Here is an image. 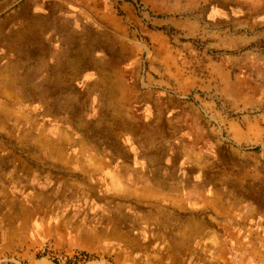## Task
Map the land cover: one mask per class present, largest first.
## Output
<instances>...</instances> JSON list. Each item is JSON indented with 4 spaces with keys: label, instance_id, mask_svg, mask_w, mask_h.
<instances>
[{
    "label": "crops",
    "instance_id": "0c3cea01",
    "mask_svg": "<svg viewBox=\"0 0 264 264\" xmlns=\"http://www.w3.org/2000/svg\"><path fill=\"white\" fill-rule=\"evenodd\" d=\"M76 1L0 0V214L16 213L10 208H15L17 195L10 190H16L18 185L22 183L25 185L26 181L31 180L29 177L32 166L41 165L42 159L45 160V164H59L66 151H73L77 154L87 153L90 160L100 158L102 164L112 165L113 162H117V158L112 157V149H121L122 153L120 150L117 159L120 166H123L122 172H125L120 177L121 189L130 192L131 196L142 198L143 214L142 221L138 219L135 224L126 225V232L121 233V242L125 241L122 245H125L126 249L122 252L126 253L128 264H264V255L260 258L254 255L256 249L253 247L259 244L255 238L243 243L244 238H238L233 232L239 229L240 223L238 221L225 223L223 220L225 214L235 220L239 211L232 203L225 207L224 183L222 180H216L214 174L221 170L216 168L217 161L209 157L208 153L211 146L217 148L220 142L219 132L216 127L205 121L203 115L210 114L217 124H222L224 115L218 111L217 102H238L241 95H247L244 100L253 101L249 94L257 92H263L264 96V88L256 90L246 81L243 83H246L248 90L241 89V76L235 72L240 66V59L235 51L239 39L234 38V33H222L225 41L215 46L224 55L218 58L221 61L207 57L200 69L177 73L175 66L172 65H167L161 70L149 67L148 73L144 76H141L138 69L128 73L123 67H109L107 64L97 69L93 62L86 64L81 62L76 40L80 33H83V36H88V33H131L127 24L133 23L137 26L135 33H145L153 37L157 35L134 17L129 5H122L121 10L125 14L117 17L111 13H104L101 0ZM96 23H99L100 29H95ZM168 50L171 52L169 47ZM136 100H139L138 104ZM187 100L192 104L183 106V109L176 108L177 102ZM96 101H100L102 105L98 110L101 114L99 118L106 117L111 128L118 130V133L113 132L105 127L104 122L103 126L96 127L97 129L102 127L103 134L106 135L103 144L98 146L89 141L90 135L95 133V129L92 130L90 126L95 127V122L86 125L84 120L96 117L94 107ZM133 103L137 107L136 111L131 108ZM202 107L206 110H201ZM47 117L56 120L58 118V123H62L61 118H68L70 127L55 128L52 131L57 136L56 140L53 137L49 138V131L40 123L41 118ZM85 125L88 126L87 130ZM114 133L118 134L119 141L113 146ZM188 133L189 138L186 137ZM85 135H88L87 138ZM33 151L36 155L40 151V161L35 159L36 157L32 158ZM222 162L223 160H220L221 164ZM26 175L28 180L24 178ZM146 189L147 191L149 189V193ZM129 229L135 230L136 233L129 232ZM233 245H241L235 249L239 251V257L229 260L227 258L229 249L226 250V247ZM241 250L244 253H240ZM134 252L141 260L133 261L131 255Z\"/></svg>",
    "mask_w": 264,
    "mask_h": 264
},
{
    "label": "rangeland",
    "instance_id": "374dc122",
    "mask_svg": "<svg viewBox=\"0 0 264 264\" xmlns=\"http://www.w3.org/2000/svg\"><path fill=\"white\" fill-rule=\"evenodd\" d=\"M101 1L104 13L117 17L125 14L121 6L129 5L134 17L157 36L135 33L137 26L133 23L127 24L131 33H88V36L80 33L77 46L80 47L81 62H93L97 69L106 64L123 67L128 73L138 69L141 76L148 73L149 67L161 70L172 65L177 73L200 69L207 57L221 61L218 58L224 55L215 46L225 41L222 33H234V38L239 39L235 51L240 66L235 72L241 76V89L248 90L244 80L252 87L256 86V90L263 89L264 0ZM98 24H95L96 30L100 29ZM245 96L241 95L238 102L216 103L218 111L224 115L222 124H217L210 114L203 115L205 121L219 132L217 148L211 146L208 153L217 161L216 168L221 170L215 173V178L224 183L225 207L232 203L239 211L236 217L234 215L235 220L226 214L223 220L225 223H240L239 229L233 232L238 238H244L243 242L255 238L259 244L253 247L257 250H254V255L260 258L264 255V96L257 92L249 94L253 101H244ZM96 102V117L85 119V124L95 122L96 126L90 128L96 131L90 135L89 141L98 146L103 144L106 135L102 127H96L103 126L104 122L109 128L110 123L106 117L99 118L101 114L98 110L102 105ZM190 103L188 100L177 102L176 108ZM135 108L134 104L132 109L136 111ZM40 121L42 127L49 131L48 137L55 140L57 136L52 130L58 127L68 129L69 124L67 118H61L63 124L51 117L41 118ZM110 129L117 132L114 127ZM112 137L114 146L119 136L114 133ZM112 154L113 159H118L120 149L113 148ZM39 155V152L37 155L32 153V158L40 161ZM61 159L62 162L55 165L45 164L42 159L41 165L32 166L31 180L26 176L28 181L25 185L22 183L16 190H10L17 195L13 208L16 213L0 214V264H128L126 253L122 252L126 249L122 245L125 241L121 242V233L126 232V225L135 224L138 219L142 221V198L131 196L130 192L121 189L120 177L125 172L121 171L120 162L116 160L112 165H104L100 158L90 160L87 153L73 151H66ZM220 160H223V165ZM47 194L48 197L45 196ZM129 232L136 233L130 229ZM239 246L226 247V250L230 248L229 260L239 257V251L235 250ZM131 256L133 261L141 260L135 252Z\"/></svg>",
    "mask_w": 264,
    "mask_h": 264
},
{
    "label": "bare ground",
    "instance_id": "6f19581e",
    "mask_svg": "<svg viewBox=\"0 0 264 264\" xmlns=\"http://www.w3.org/2000/svg\"><path fill=\"white\" fill-rule=\"evenodd\" d=\"M38 1V0H37ZM71 1V0H70ZM78 1V0H77ZM76 1V2H77ZM67 2V1H66ZM209 2V1H208ZM222 2V1H221ZM56 3V2H55ZM65 3V2H64ZM229 3V2H228ZM35 4V3H34ZM40 4V3H39ZM74 4V3H73ZM222 4V3H221ZM24 6H25V4H23ZM32 5V4H31ZM237 5V4H236ZM35 6V5H34ZM42 6V5H41ZM58 6H60V5H58ZM209 6V5H208ZM219 7V6H218ZM223 7V6H222ZM48 8V7H47ZM55 8V7H54ZM54 8H52V9H54ZM78 9V8H77ZM92 9V8H91ZM40 10V9H39ZM44 10V9H43ZM76 10V9H75ZM86 10V9H85ZM222 10V9H221ZM226 10H227V8H226ZM50 11V10H49ZM85 12V11H84ZM233 12V11H232ZM29 13V12H28ZM37 13V12H36ZM55 13V12H54ZM76 13V12H75ZM231 13V12H230ZM260 13V12H259ZM15 14V13H14ZM45 15H46V13H45ZM67 15V14H66ZM68 15H69V13H68ZM38 16V15H37ZM72 16V15H71ZM230 16V15H229ZM14 17V16H13ZM31 17V16H30ZM64 17H68V16H64ZM25 18V17H24ZM27 18V17H26ZM43 18H44V16H43ZM56 19V18H55ZM61 19V18H60ZM69 19H72V18H69ZM74 19V18H73ZM16 20V19H15ZM32 20V19H31ZM52 20V19H51ZM87 20V19H86ZM3 21V20H2ZM26 21V20H25ZM24 21V22H25ZM47 21H48V19H47ZM71 21V20H70ZM4 22V21H3ZM27 22V21H26ZM33 22V21H32ZM38 22V21H37ZM48 23V22H47ZM21 24V23H20ZM38 24V23H37ZM44 24V23H43ZM56 24V23H55ZM22 26V25H21ZM24 26H25V24H24ZM29 26V25H28ZM54 26V25H53ZM72 26V25H71ZM30 27V26H29ZM25 28V27H24ZM39 28V27H38ZM46 28V27H45ZM48 28V27H47ZM57 28V27H56ZM71 28V27H70ZM13 29V28H12ZM5 30V29H4ZM30 30V29H29ZM51 30V29H50ZM88 30V29H87ZM93 30V29H92ZM3 31V30H2ZM31 31H32V29H31ZM52 31V30H51ZM50 31V32H51ZM22 32V31H21ZM55 32V31H54ZM66 32V31H65ZM69 32V31H68ZM93 32V31H92ZM8 33V32H7ZM43 33V32H42ZM67 33V32H66ZM105 33V32H104ZM40 34V33H39ZM91 34V33H90ZM93 34V33H92ZM99 34V33H98ZM97 34V35H98ZM62 35V34H61ZM81 35V34H80ZM102 35V34H101ZM104 35V34H103ZM108 35V34H107ZM14 36V35H13ZM39 35H37V37H38ZM55 36V35H54ZM66 36V35H65ZM79 36V35H78ZM33 37V36H32ZM36 37V36H35ZM34 37V38H35ZM40 37V36H39ZM59 37V36H58ZM70 37V36H69ZM100 37V36H99ZM98 37V38H99ZM101 37H103V36H101ZM106 37V36H105ZM45 38V37H44ZM43 38V39H44ZM48 38H50V37H48ZM76 38V37H75ZM96 37H94V39H95ZM104 38V37H103ZM23 39H25V38H23ZM66 39H67V37H66ZM102 39V38H101ZM119 39V38H118ZM26 40V39H25ZM45 40V39H44ZM50 40V39H49ZM55 40V39H54ZM97 40V39H96ZM1 41V40H0ZM20 41V40H19ZM56 41V40H55ZM77 41H78V39H77ZM89 41V40H88ZM101 41V40H100ZM17 42V41H16ZM51 42V41H50ZM95 42H97V41H95ZM105 42V41H104ZM68 43V42H67ZM102 44V43H101ZM116 44V43H115ZM11 45H12V43H11ZM14 45V44H13ZM25 45V44H24ZM23 45V46H24ZM51 45V44H50ZM57 45V44H56ZM59 45H60V43H59ZM102 45H104V44H102ZM107 45H108V43H107ZM10 46V45H9ZM22 46V45H21ZM30 46V45H29ZM28 46V47H29ZM34 46V45H33ZM54 46H55V44H54ZM61 46V45H60ZM88 46V45H87ZM97 46V45H96ZM117 46V45H116ZM128 46V45H127ZM126 46V47H127ZM2 47V46H1ZM53 47V46H52ZM56 47V46H55ZM85 47V46H84ZM89 47V46H88ZM99 47V46H98ZM103 47V46H102ZM105 47V46H104ZM115 47V46H114ZM130 47V46H129ZM33 48V47H32ZM78 48H80V47H78ZM119 48H121V47H119ZM128 48V47H127ZM131 48V47H130ZM36 49V48H35ZM55 49V48H54ZM75 49V48H74ZM86 49V48H85ZM126 49V48H125ZM28 50V49H27ZM31 50V49H30ZM39 50H40V48H39ZM97 50V49H96ZM112 50V49H111ZM32 51V50H31ZM49 51V50H48ZM56 51H58V50H56ZM92 52H93V50H91ZM116 51V50H115ZM114 51V52H115ZM126 51V50H125ZM36 52H38V51H36ZM47 52V51H46ZM114 52H112V53H114ZM134 52V51H133ZM3 53V52H2ZM6 53V52H5ZM31 53H34V52H31ZM60 53V52H59ZM84 53V52H83ZM106 53V52H105ZM107 53H109V52H107ZM37 54V53H36ZM92 54V53H91ZM117 54V53H116ZM31 55V54H30ZM73 55H75V54H73ZM73 55H71V56H73ZM78 55V54H77ZM112 55V54H111ZM110 55V56H111ZM109 56V57H110ZM118 56V55H117ZM120 56V55H119ZM125 56H126V54H125ZM88 57H90V56H88ZM100 57V56H99ZM98 57V58H99ZM67 58V57H66ZM71 58V57H70ZM111 58V57H110ZM117 58V57H116ZM127 58V57H126ZM131 58V57H130ZM133 58V57H132ZM34 59V58H33ZM113 59V58H112ZM128 59V58H127ZM126 59V60H127ZM55 60V59H54ZM79 60V59H78ZM16 61V60H15ZM62 60H60V62H61ZM72 61V60H71ZM68 62H69V60H68ZM78 62V61H77ZM122 62V61H121ZM120 62V63H121ZM5 63V62H4ZM50 63V62H49ZM110 63V62H109ZM9 64V63H8ZM21 64V63H20ZM68 64V63H67ZM77 64V63H76ZM116 64V63H115ZM45 65V64H44ZM54 65V64H53ZM100 65V64H99ZM103 65V64H102ZM20 66V65H19ZM68 66V65H67ZM69 66H71V65H69ZM76 66V65H75ZM82 67H84V66H82ZM22 68V67H21ZM50 68V67H49ZM76 68H78V67H76ZM102 68V67H101ZM17 69H19V68H17ZM22 69H24V68H22ZM27 69V68H26ZM25 69V70H26ZM28 69H29V67H28ZM99 69H100V67H99ZM7 70V69H6ZM66 70V69H65ZM83 70V69H82ZM29 71V70H28ZM34 71V70H33ZM87 71V70H86ZM92 71V70H91ZM101 71V70H100ZM105 71H106V69H105ZM104 70H103V72H105ZM7 72V71H6ZM10 72V71H9ZM80 72H81V70H80ZM88 72V71H87ZM107 72V71H106ZM62 73V72H61ZM96 73V72H95ZM108 73V72H107ZM11 74V73H10ZM9 74V75H10ZM23 74V73H22ZM82 74V73H81ZM85 74V73H84ZM100 74V73H99ZM243 74V73H242ZM64 75V74H63ZM76 75V74H75ZM217 75V74H216ZM12 78V77H11ZM53 78V77H52ZM66 78V77H65ZM101 78V77H100ZM117 78V77H116ZM234 78V77H233ZM232 78V79H233ZM237 79V78H236ZM243 79V78H242ZM256 79H257V77H256ZM50 80V79H49ZM48 80V81H49ZM72 80V79H71ZM249 80H250V78H249ZM236 81V80H235ZM237 81H238V79H237ZM236 81V82H237ZM244 81H246V80H244ZM256 81V80H255ZM234 82V81H233ZM99 83V82H98ZM235 83V82H234ZM233 83V84H234ZM254 83V82H253ZM8 84V83H7ZM54 84V83H53ZM93 84H94V82H93ZM227 84V83H226ZM239 84V83H238ZM248 84V83H247ZM9 85H10V83H9ZM71 85V84H70ZM87 85V84H86ZM259 85V84H258ZM50 86V85H49ZM103 86V85H102ZM242 86V85H241ZM20 87V86H19ZM53 87V86H52ZM106 87V86H105ZM104 87V88H105ZM113 87V86H112ZM119 87V86H118ZM256 87V86H255ZM26 88V87H25ZM55 88V87H54ZM103 88V87H102ZM101 88V89H102ZM116 88V87H115ZM264 88V87H263ZM58 89V88H57ZM56 89V90H57ZM88 89V88H87ZM106 89V88H105ZM113 89V88H112ZM126 89V88H125ZM124 89V90H125ZM240 89V88H239ZM244 89V88H243ZM261 89V88H260ZM4 90H5V88H4ZM27 90V89H26ZM25 90V91H26ZM31 90V89H30ZM61 90V89H60ZM80 90H82V89H80ZM93 90V89H92ZM113 90H115V89H113ZM217 90V89H216ZM33 91V90H32ZM94 91V90H93ZM51 92V91H50ZM69 92V91H68ZM99 92V91H98ZM111 92H113V91H111ZM250 92V91H249ZM25 93V92H24ZM53 93V92H52ZM86 93V92H85ZM107 93V92H106ZM215 93V92H214ZM217 93V92H216ZM222 93V92H221ZM225 92H223V94H224ZM240 93V92H239ZM263 93V92H262ZM2 94H3V92H2ZM5 94V93H4ZM27 94V93H26ZM49 94V93H48ZM58 94V93H57ZM80 94V93H79ZM116 94V93H115ZM114 94V95H115ZM127 94V93H126ZM252 94V93H251ZM11 95H13V94H11ZM72 95V94H71ZM104 95H105V93H104ZM113 96V95H112ZM136 96V95H135ZM8 97V96H7ZM23 97V96H22ZM48 97V96H47ZM55 97V96H54ZM82 97V96H81ZM93 97V96H92ZM120 97V96H119ZM125 97H127V96H125ZM149 97V96H148ZM166 97V96H165ZM1 98V97H0ZM73 98V97H72ZM84 98V97H83ZM95 98H96V96H95ZM144 98V97H143ZM167 98V97H166ZM222 98V97H221ZM33 99V98H32ZM81 99V98H80ZM117 99V98H116ZM115 99V100H116ZM136 99H137V97H136ZM157 99V98H156ZM232 99V98H231ZM15 100V99H14ZM61 100V99H60ZM68 100V99H67ZM94 100V99H93ZM104 100V99H103ZM114 100V99H113ZM160 100V99H159ZM2 101V100H1ZM121 101V100H120ZM133 101H134V99H133ZM137 101V100H136ZM139 101V100H138ZM138 101L136 102L137 104H138ZM145 101V100H144ZM151 101V100H150ZM164 101H165V99H164ZM233 101V100H232ZM245 101V100H244ZM12 102V101H11ZM98 102V101H97ZM96 102V103H97ZM105 102V101H104ZM107 102V101H106ZM116 102H117V100H116ZM174 102V101H173ZM172 102V103H173ZM8 103V102H7ZM6 103V104H7ZM37 103H38V101H37ZM81 103V102H80ZM99 103H100V101H99ZM114 103V102H113ZM119 103V102H118ZM33 104V103H32ZM54 104V103H53ZM98 104V103H97ZM116 104V103H115ZM182 104V103H181ZM192 104V103H191ZM20 105V104H19ZM94 105V104H93ZM126 105V104H125ZM134 105V104H133ZM140 105V104H139ZM5 106V105H4ZM7 106V105H6ZM119 106V105H118ZM10 107V106H9ZM95 107V106H94ZM128 107H129V105H128ZM151 107V106H150ZM174 107V106H173ZM178 107V106H177ZM21 108H23V107H21ZM54 108V107H53ZM97 108V107H96ZM132 108V107H131ZM162 108V107H161ZM191 108V107H190ZM18 109V108H17ZM42 109V108H41ZM67 109H68V107H67ZM126 109H128V108H126ZM136 109V108H135ZM174 109V108H173ZM183 109V108H182ZM186 109H188V108H186ZM3 110V109H2ZM29 110V109H28ZM54 110V109H53ZM68 110H70L71 111V109H68ZM102 110V109H101ZM4 111V110H3ZM9 111V110H8ZM80 111V110H79ZM135 111V110H134ZM143 111V110H142ZM167 111V110H166ZM187 111V110H186ZM191 111V110H190ZM12 112V111H11ZM33 112V111H32ZM38 112V111H37ZM168 112V111H167ZM181 112V111H180ZM179 112V113H180ZM75 113V112H74ZM80 112H78V114H79ZM132 113V112H131ZM143 113V112H142ZM141 113V114H142ZM152 113V112H151ZM177 113V112H176ZM183 113V112H182ZM192 113H193V111H192ZM6 114V113H5ZM4 114V115H5ZM33 114V113H32ZM95 114V113H94ZM116 114V113H115ZM147 114V113H146ZM3 115V116H4ZM14 115V114H13ZM29 115V114H28ZM35 115V114H34ZM61 115V114H60ZM133 115V114H132ZM174 115H176V114H174ZM146 116V115H145ZM25 117V116H24ZM68 117V116H67ZM77 117V116H76ZM124 117V116H123ZM133 117V116H132ZM141 117V116H140ZM150 117V116H149ZM154 117V116H153ZM178 117H179V115H178ZM1 118H3V117H1ZM21 118V117H20ZM31 118V117H30ZM146 118V120L148 119L147 117H145ZM159 118V117H158ZM27 119V118H26ZM43 119V118H42ZM68 119V118H67ZM76 119V118H75ZM84 119V118H83ZM125 119V118H124ZM138 119V118H137ZM154 119V118H153ZM165 119V118H164ZM57 120H58V118H57ZM85 120V119H84ZM83 120V121H84ZM133 120H134V118H133ZM132 120V121H133ZM141 120V119H140ZM151 120V119H150ZM170 120V119H169ZM168 120V121H169ZM19 121V120H18ZM82 121V120H81ZM164 121V120H163ZM62 122V121H61ZM67 122V121H66ZM76 122V121H75ZM86 122V121H85ZM141 122V121H140ZM165 122V121H164ZM170 122V121H169ZM180 122V121H179ZM84 123V122H83ZM91 123H92V121H91ZM87 124H89V123H87ZM114 124V123H113ZM119 124V123H118ZM133 124H134V122H133ZM174 124V123H173ZM181 124V123H180ZM33 125V124H32ZM37 125V124H36ZM55 125V124H54ZM135 125H136V123H135ZM139 125V124H138ZM171 125V124H170ZM178 125V124H177ZM73 126V125H72ZM86 126V125H85ZM84 126V127H85ZM132 126V125H131ZM156 126V125H155ZM158 126V125H157ZM163 126V125H162ZM167 126V125H166ZM169 126V125H168ZM5 127V126H4ZM69 127V126H68ZM93 127V126H92ZM111 127V126H110ZM109 127V128H110ZM127 127V126H126ZM154 127V126H153ZM177 127V126H176ZM14 128V127H13ZM72 128V127H71ZM86 128V127H85ZM148 128H150V127H148ZM172 128H173V126H172ZM27 129V128H26ZM32 129V128H31ZM35 129H36V127H35ZM103 129V128H102ZM136 129V128H135ZM142 129V128H141ZM147 129V128H146ZM93 130V129H92ZM112 130V129H111ZM115 130V129H114ZM152 130V129H151ZM154 130V129H153ZM181 130V129H180ZM11 131V130H10ZM9 131V132H10ZM27 131V130H26ZM90 131V130H89ZM96 131V130H95ZM109 131V130H108ZM116 131H118L117 130V128H116ZM125 131H128V130H125ZM134 131V130H133ZM139 131V130H138ZM12 132V131H11ZM42 132V131H41ZM83 132H85V131H83ZM181 132V131H180ZM32 133V132H31ZM89 133V132H88ZM98 133V132H97ZM118 133V132H117ZM143 133V132H142ZM154 133V132H153ZM155 133H157V132H155ZM170 133V132H169ZM10 134V133H9ZM8 134V135H9ZM27 134V133H26ZM25 134V136H27ZM83 134V133H82ZM132 134V133H131ZM15 135V134H14ZM74 135V134H73ZM92 135V134H91ZM97 135V134H96ZM175 135V134H174ZM31 136V135H30ZM136 136V135H135ZM147 136H149V135H147ZM165 136V135H164ZM34 137V136H33ZM43 137V136H42ZM44 137H45V135H44ZM139 137V136H138ZM137 137V138H138ZM144 137V136H143ZM50 138V137H49ZM59 138V137H58ZM69 138V137H68ZM145 138V137H144ZM159 138V137H158ZM164 138V137H163ZM52 139V138H51ZM89 139V138H88ZM154 139V138H153ZM170 139V138H169ZM13 140H14V138H13ZM25 140V139H24ZM46 140V139H45ZM61 140V139H60ZM64 141H65V139H63ZM73 140V139H72ZM96 140V139H95ZM113 140V139H112ZM145 140V139H144ZM166 140V139H165ZM179 140V139H178ZM83 141V140H82ZM94 141V140H93ZM98 141V140H97ZM148 141V140H147ZM160 141V140H159ZM180 141V140H179ZM2 142V141H1ZM15 142V141H14ZM17 142H19V141H17ZM35 142V141H34ZM44 142V141H43ZM58 142H59V140H58ZM73 142V141H72ZM153 142V141H152ZM173 142V141H172ZM178 142V141H177ZM196 142V141H195ZM5 143H7V142H5ZM16 143V142H15ZM28 143V142H27ZM85 143V142H84ZM103 143V142H102ZM112 143H113V141H112ZM125 143H127V142H125ZM197 143V142H196ZM195 143V144H196ZM202 143V142H201ZM2 144V143H1ZM163 144V143H162ZM168 144V143H167ZM175 144V143H174ZM183 144V143H182ZM8 145V144H7ZM102 145V144H101ZM144 145V144H143ZM154 145V144H153ZM160 145V144H159ZM56 146V145H55ZM64 146V145H63ZM82 146V145H81ZM84 146V145H83ZM130 146V145H129ZM128 146V147H129ZM134 146V145H133ZM150 146V145H149ZM152 146V145H151ZM155 146V145H154ZM165 146V145H164ZM167 146V145H166ZM21 147H23V146H21ZM35 147V146H34ZM37 147H38V145H37ZM49 147V146H48ZM74 147V146H73ZM100 147V146H99ZM132 147V146H131ZM144 147V146H143ZM168 147H169V145H168ZM179 147V146H178ZM193 147V146H192ZM220 147V146H219ZM9 148V147H8ZM13 148V147H12ZM24 148V147H23ZM58 148V147H57ZM83 148V147H82ZM102 148V147H101ZM140 148V147H139ZM170 148H171V146H170ZM4 149V148H3ZM55 149V148H54ZM54 149H52V150H54ZM73 149V148H72ZM179 149V148H178ZM187 149V148H186ZM1 150V149H0ZM42 150V149H41ZM51 150V149H50ZM65 150V149H64ZM106 150V149H105ZM108 150V149H107ZM121 150V149H120ZM164 150V149H163ZM219 150V149H218ZM31 151V150H30ZM79 151V150H78ZM131 151V150H130ZM137 151V150H136ZM135 151V152H136ZM184 151V150H183ZM25 152V151H24ZM38 152V151H37ZM40 152V151H39ZM52 151H50V153H51ZM94 152V151H93ZM155 152V151H154ZM170 152H171V150H170ZM174 152V151H173ZM221 152V151H220ZM18 153H19V151H18ZM30 153V152H29ZM34 153V152H33ZM43 153V152H42ZM49 153V154H50ZM58 153V152H57ZM113 153H114V151H113ZM121 153H122V150H121ZM148 153V152H147ZM156 153V152H155ZM216 153H218V152H216ZM223 153V152H222ZM31 154V153H30ZM44 154V153H43ZM79 154V153H78ZM136 154V153H135ZM188 154V153H187ZM230 154V153H229ZM1 155V154H0ZM113 155V154H112ZM141 155V154H140ZM163 155V154H162ZM161 155V156H162ZM19 156V155H18ZM23 156V155H22ZM31 156V155H30ZM186 156V155H185ZM190 156V155H189ZM5 157V156H4ZM24 157V156H23ZM27 157V156H26ZM50 157V156H49ZM193 157V156H192ZM223 156H221V158H222ZM31 158V157H30ZM55 158V157H54ZM122 158V157H121ZM132 158V157H131ZM142 158V157H141ZM226 158V157H225ZM9 159V158H8ZM115 159V158H114ZM171 159H172V157H171ZM184 159V158H183ZM193 159H194V157H193ZM215 159V158H214ZM23 160V159H22ZM33 160V159H32ZM62 160V159H61ZM89 160V159H88ZM117 160V159H116ZM127 160V159H126ZM196 160V159H195ZM217 160V159H216ZM25 161V160H24ZM123 161V160H122ZM171 161V160H170ZM198 161V160H197ZM213 161V160H212ZM13 162V161H12ZM17 162V161H16ZM27 162V161H26ZM125 162V161H124ZM146 162V161H145ZM179 162V161H178ZM238 162V161H237ZM237 162H236V164H237ZM11 163V162H10ZM28 163V162H27ZM37 163V162H36ZM36 163H34V164H36ZM46 163V162H45ZM147 163V162H146ZM183 163H185L184 161H183ZM6 164H7V162H6ZM18 164H19V162H18ZM22 164V163H21ZM93 164H95V163H93ZM125 164V163H124ZM171 164V163H170ZM188 164V163H187ZM200 164H201V162H200ZM54 165V164H53ZM181 165V164H180ZM184 165V164H183ZM58 166V165H57ZM100 166V165H99ZM122 166V165H121ZM167 166V165H166ZM185 166V165H184ZM188 166V165H187ZM205 165H203V167H204ZM236 166V165H235ZM238 166V165H237ZM30 167V166H29ZM34 167H36L35 165H34ZM97 167V166H96ZM158 167V166H157ZM198 167H199V165H198ZM201 167V166H200ZM16 168V167H15ZM58 168V167H57ZM122 168H123V166H122ZM187 168V167H186ZM3 169V168H2ZM73 169V168H72ZM144 169V168H143ZM164 169H165V167H164ZM206 169H207V166H206ZM23 170V169H22ZM44 170V169H43ZM60 170V169H59ZM65 170V169H64ZM90 170V169H89ZM138 170V169H137ZM180 170V169H179ZM183 170V169H182ZM200 170V169H199ZM20 171V170H19ZM18 171V172H19ZM27 171V170H26ZM45 171V170H44ZM58 171V170H57ZM70 171V170H69ZM101 171V170H100ZM99 171V172H100ZM122 171V170H121ZM134 171V170H133ZM151 171V170H150ZM229 171V170H228ZM79 172V171H78ZM83 172V171H82ZM193 172V171H192ZM209 172V171H208ZM29 173H30V171H29ZM28 173V174H29ZM91 173V172H90ZM105 173V172H104ZM138 173H139V171H138ZM166 173V172H165ZM164 173V174H165ZM211 173V172H210ZM61 174V173H60ZM66 174V173H65ZM86 174V173H85ZM99 174V173H98ZM102 174V173H101ZM136 174V173H135ZM205 174V173H204ZM214 174H215V172H214ZM245 174V173H244ZM24 175V174H23ZM64 175V174H63ZM76 175V174H75ZM84 175V174H83ZM143 175V174H142ZM167 175V174H166ZM172 175V174H171ZM211 175V174H210ZM224 175H225V173H224ZM227 175V174H226ZM243 175V174H242ZM27 176V175H26ZM25 176V177H26ZM71 176V175H70ZM170 176V175H169ZM198 176V175H197ZM236 176V175H235ZM22 177V176H21ZM20 177V178H21ZM24 177V178H25ZM53 177V176H52ZM51 177V178H52ZM146 177V176H145ZM206 177H208V176H206ZM5 178V177H4ZM30 178V177H29ZM88 178V177H87ZM100 178V177H99ZM129 178H131V176L129 177ZM142 178V177H141ZM164 178V177H163ZM198 178V177H197ZM222 178H223V175H222ZM63 179V178H62ZM82 179H84V178H82ZM134 179V178H133ZM173 179V178H172ZM188 178H186V180H187ZM208 179V178H207ZM224 179V178H223ZM65 180V179H64ZM185 180V179H184ZM198 180V179H197ZM49 181V180H48ZM51 181V180H50ZM67 181H68V179H67ZM171 181V180H170ZM236 181H238V180H236ZM58 182V181H57ZM148 182V181H147ZM187 182V181H186ZM9 183V182H8ZM55 183V182H54ZM105 183V182H104ZM203 183V182H202ZM10 184V183H9ZM13 184H15V183H13ZM165 184V183H164ZM175 184V183H174ZM180 184V183H179ZM10 185H12V184H10ZM62 185V184H61ZM151 185V184H150ZM157 185V184H156ZM159 185V184H158ZM172 185V184H171ZM178 185V184H177ZM104 186V185H103ZM109 186V185H108ZM125 186V185H124ZM136 186V185H135ZM160 186V185H159ZM237 186V185H236ZM33 187V186H32ZM57 187V186H56ZM131 187V186H130ZM152 187V186H151ZM168 187V186H167ZM132 188V187H131ZM153 188V187H152ZM51 189V188H50ZM54 189V188H53ZM113 189V188H112ZM136 189V188H135ZM151 189V188H150ZM36 190V189H35ZM233 190V189H232ZM240 190V189H239ZM46 191V190H45ZM54 191V190H53ZM61 191V190H60ZM146 191H147V189H146ZM148 191H149V189H148ZM147 191V192H148ZM155 191H156V189H155ZM182 191V190H181ZM264 191V190H263ZM51 192V191H50ZM147 192H145V193H147ZM167 192V191H166ZM244 192V191H243ZM47 193V192H46ZM127 193H128V191H127ZM143 193V192H142ZM149 193V192H148ZM152 193H153V191H152ZM170 193V192H169ZM168 193V194H169ZM176 193V192H175ZM236 193V192H235ZM248 193V192H247ZM261 193V192H260ZM167 194V193H166ZM223 194V193H222ZM237 194H238V191H237ZM244 194V193H243ZM61 195H62V193H61ZM60 195V196H61ZM218 195V194H217ZM45 196H47V195H45ZM58 196V195H57ZM204 196V195H203ZM237 196V195H236ZM18 197H20V196H18ZM35 197V196H34ZM153 197V196H152ZM238 197V196H237ZM260 197H261V195H260ZM47 198V197H46ZM55 198H56V196H55ZM30 199V198H29ZM43 199H44V197H43ZM257 199V198H256ZM261 199V198H260ZM12 200V199H11ZM26 200V199H25ZM46 200V199H45ZM234 200V199H233ZM21 201V200H20ZM29 201V200H28ZM32 201V200H31ZM55 201V200H54ZM144 201V200H143ZM166 201V200H165ZM229 201V200H228ZM242 201V200H241ZM252 201V200H251ZM257 201H259V200H257ZM263 201V200H262ZM27 202V201H26ZM33 202V201H32ZM160 202V201H159ZM247 202V201H246ZM10 203V202H9ZM14 203V202H13ZM21 203H22V201H21ZM40 203V202H39ZM158 203V202H157ZM166 203V202H165ZM225 203V202H224ZM6 204V203H5ZM50 204V203H49ZM217 204V203H216ZM250 204V203H249ZM226 205V204H225ZM237 205V204H236ZM248 205V204H247ZM253 205V204H252ZM158 206V205H157ZM239 206V205H238ZM236 207V206H235ZM40 208V207H39ZM13 209V208H12ZM155 209V208H154ZM264 209V208H263ZM15 211V210H14ZM21 211V210H20ZM34 211V210H33ZM146 211V210H145ZM32 212V211H31ZM32 214V213H31ZM35 214V213H34ZM153 214H155V213H153ZM151 215V214H150ZM16 216V215H15ZM25 216V215H24ZM39 217V216H38ZM11 218V217H10ZM27 218H29V217H27ZM16 219V218H15ZM13 221V220H12ZM24 221V220H23ZM29 222V221H28ZM48 222V221H47ZM259 222V221H258ZM159 223V222H158ZM157 222H156V224H158ZM13 224V223H12ZM40 224V223H39ZM261 224V223H260ZM26 225V224H25ZM48 225V224H47ZM47 225H46V227H47ZM24 226V225H23ZM29 226V225H28ZM54 226V225H53ZM21 227V226H20ZM27 227V226H26ZM25 227V228H26ZM43 228V227H42ZM13 230H15V229H13ZM26 229H24V231H25ZM46 230V229H45ZM28 231V230H27ZM26 231V232H27ZM15 233H16V231H14ZM13 232V233H14ZM22 232V231H21ZM12 233V234H13ZM29 233V232H28ZM11 234V235H12ZM14 237V236H13ZM15 238V237H14ZM7 240V239H6ZM224 242V241H223ZM243 243H245V242H243ZM234 244V243H233ZM230 247V246H229ZM223 249V248H222ZM230 249V248H229ZM235 249V248H234ZM228 252H229V250H228ZM227 252V253H228ZM241 252H242V250H241ZM235 254V253H234ZM237 254H238V252H237ZM233 255V254H232ZM240 262V261H239Z\"/></svg>",
    "mask_w": 264,
    "mask_h": 264
}]
</instances>
